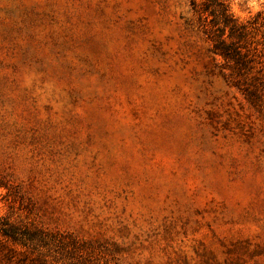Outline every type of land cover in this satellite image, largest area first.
<instances>
[{
  "label": "rangeland",
  "instance_id": "1",
  "mask_svg": "<svg viewBox=\"0 0 264 264\" xmlns=\"http://www.w3.org/2000/svg\"><path fill=\"white\" fill-rule=\"evenodd\" d=\"M192 1L0 0V264H264V0Z\"/></svg>",
  "mask_w": 264,
  "mask_h": 264
},
{
  "label": "trees",
  "instance_id": "2",
  "mask_svg": "<svg viewBox=\"0 0 264 264\" xmlns=\"http://www.w3.org/2000/svg\"><path fill=\"white\" fill-rule=\"evenodd\" d=\"M195 12L200 14L204 31L212 40V51L241 67L245 64L246 53L242 52L249 32L245 24H241L231 14L225 0L192 1ZM210 17V18H209ZM1 230L7 238L15 242H26L24 235L14 225L3 224Z\"/></svg>",
  "mask_w": 264,
  "mask_h": 264
}]
</instances>
